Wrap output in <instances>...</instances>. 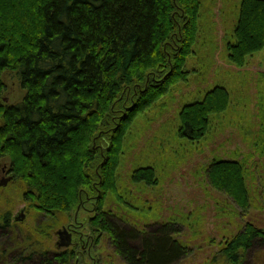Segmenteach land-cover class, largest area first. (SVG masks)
Listing matches in <instances>:
<instances>
[{"label":"trees","instance_id":"16d2710c","mask_svg":"<svg viewBox=\"0 0 264 264\" xmlns=\"http://www.w3.org/2000/svg\"><path fill=\"white\" fill-rule=\"evenodd\" d=\"M204 2L0 0V159H9V183L34 219L24 231L0 206V264H86L91 244L103 238L124 264H177L189 254L174 236V220L139 229L107 204L114 198L133 207L119 182L133 127L189 80ZM231 37L224 33L227 58L244 67L264 48V0H239ZM6 70L24 90L14 104L3 97ZM231 100L229 89L216 85L184 104L178 136L204 140ZM255 147L264 152V135ZM246 159L214 157L205 169L209 184L241 212L252 205ZM131 180L159 183L152 165L135 167ZM86 205L93 215L81 241L55 246L54 229ZM257 243L264 229L246 222L211 264H244Z\"/></svg>","mask_w":264,"mask_h":264},{"label":"rangeland","instance_id":"374dc122","mask_svg":"<svg viewBox=\"0 0 264 264\" xmlns=\"http://www.w3.org/2000/svg\"><path fill=\"white\" fill-rule=\"evenodd\" d=\"M238 4L239 0H205L203 32L189 60L188 67L193 70L189 80L158 101L133 127L131 145L119 170L120 186L130 191L127 198L133 207L114 198L107 204L124 225L139 229L150 230L174 220L178 229L174 236L190 249L177 264H211L219 247L246 222L264 229V152L255 147L264 135V48L249 56L244 67L229 62L223 36L227 33L232 38ZM2 80L4 101L19 102L24 90L17 74L6 70ZM216 85L231 92L229 109L214 121L213 130L201 142L180 138V108ZM214 157L247 158L252 205L246 212L209 184L205 169ZM9 165L8 158L0 159V181L9 177L5 172ZM141 165L156 168L157 185L132 182L134 168ZM0 206L24 231L34 224L17 184L8 182L0 187ZM21 212L24 219L16 220ZM92 215L88 205L72 212L52 232L53 244L60 240L57 231L63 228L72 232L73 245L77 239L81 241ZM84 259L86 264H124L105 238L91 244ZM244 264H264V243L255 244Z\"/></svg>","mask_w":264,"mask_h":264},{"label":"water","instance_id":"95a60500","mask_svg":"<svg viewBox=\"0 0 264 264\" xmlns=\"http://www.w3.org/2000/svg\"><path fill=\"white\" fill-rule=\"evenodd\" d=\"M11 180V176L5 178V179H2L0 181V187L2 186H6L8 184V182ZM23 220L24 219V214L21 212L19 214L18 217H16V220ZM57 234L59 236V242H58V246L59 247H68L71 245L72 243V236H71V233L68 232V230L66 229H60L57 231Z\"/></svg>","mask_w":264,"mask_h":264},{"label":"flooded vegetation","instance_id":"af4514ba","mask_svg":"<svg viewBox=\"0 0 264 264\" xmlns=\"http://www.w3.org/2000/svg\"><path fill=\"white\" fill-rule=\"evenodd\" d=\"M6 173H7V171H5ZM63 229H66V230H68L67 228H63ZM68 232H70L71 233V236H72V232L71 231H69L68 230ZM59 242V241H58ZM58 242H57V244H58ZM72 244V243H71Z\"/></svg>","mask_w":264,"mask_h":264}]
</instances>
